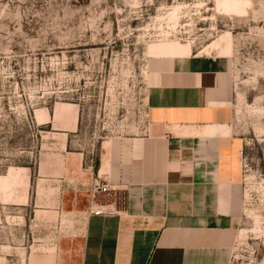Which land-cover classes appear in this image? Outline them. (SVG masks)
I'll list each match as a JSON object with an SVG mask.
<instances>
[{
    "label": "rangeland",
    "instance_id": "374dc122",
    "mask_svg": "<svg viewBox=\"0 0 264 264\" xmlns=\"http://www.w3.org/2000/svg\"><path fill=\"white\" fill-rule=\"evenodd\" d=\"M237 1L232 16L218 0H0V264H80L92 183L109 149L119 171L147 135V91L170 60L148 48L166 42L232 48L244 146L229 264H264V0Z\"/></svg>",
    "mask_w": 264,
    "mask_h": 264
},
{
    "label": "crops",
    "instance_id": "0c3cea01",
    "mask_svg": "<svg viewBox=\"0 0 264 264\" xmlns=\"http://www.w3.org/2000/svg\"><path fill=\"white\" fill-rule=\"evenodd\" d=\"M235 83L227 58L160 62L147 135L119 171L109 149L92 183L111 190L87 196L80 264H229L242 222Z\"/></svg>",
    "mask_w": 264,
    "mask_h": 264
},
{
    "label": "bare ground",
    "instance_id": "6f19581e",
    "mask_svg": "<svg viewBox=\"0 0 264 264\" xmlns=\"http://www.w3.org/2000/svg\"><path fill=\"white\" fill-rule=\"evenodd\" d=\"M222 11L227 15H240L245 13V3L237 0H218ZM232 55L231 46H227L221 53L220 57L229 58ZM150 58L159 59H187L191 58V47L183 46L175 42H166L160 45H152L148 48ZM226 132V131H225Z\"/></svg>",
    "mask_w": 264,
    "mask_h": 264
},
{
    "label": "built area",
    "instance_id": "2783aa9c",
    "mask_svg": "<svg viewBox=\"0 0 264 264\" xmlns=\"http://www.w3.org/2000/svg\"><path fill=\"white\" fill-rule=\"evenodd\" d=\"M111 190V187L107 184H100L99 179L95 182L94 187L92 188V195L108 193Z\"/></svg>",
    "mask_w": 264,
    "mask_h": 264
}]
</instances>
